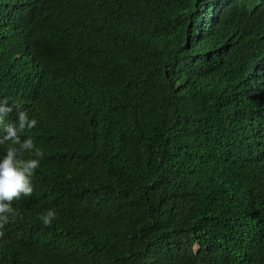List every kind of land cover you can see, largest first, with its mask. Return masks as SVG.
Wrapping results in <instances>:
<instances>
[{"label":"trees","instance_id":"1","mask_svg":"<svg viewBox=\"0 0 264 264\" xmlns=\"http://www.w3.org/2000/svg\"><path fill=\"white\" fill-rule=\"evenodd\" d=\"M4 99L44 155L0 264H264V0H0Z\"/></svg>","mask_w":264,"mask_h":264},{"label":"clouds","instance_id":"2","mask_svg":"<svg viewBox=\"0 0 264 264\" xmlns=\"http://www.w3.org/2000/svg\"><path fill=\"white\" fill-rule=\"evenodd\" d=\"M12 111L6 99L0 100V131L3 132L0 144L10 142L6 152L0 155V229L9 223L10 217L14 219L17 215L13 202L32 195V177L44 155L30 136L22 138L36 126V119L30 118L27 111L18 109L14 121L6 120ZM24 153H29L30 157H24ZM56 215L55 210L49 209L41 214L40 220L49 227ZM3 235L0 231V237Z\"/></svg>","mask_w":264,"mask_h":264}]
</instances>
